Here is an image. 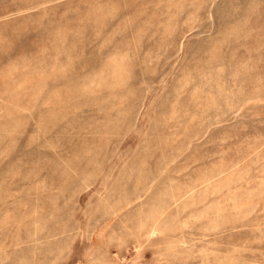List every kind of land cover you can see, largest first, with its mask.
<instances>
[{"label":"rangeland","instance_id":"374dc122","mask_svg":"<svg viewBox=\"0 0 264 264\" xmlns=\"http://www.w3.org/2000/svg\"><path fill=\"white\" fill-rule=\"evenodd\" d=\"M0 264H264V0H0Z\"/></svg>","mask_w":264,"mask_h":264}]
</instances>
